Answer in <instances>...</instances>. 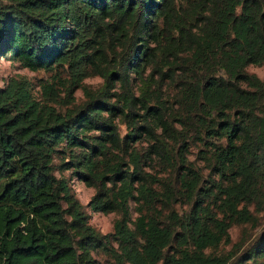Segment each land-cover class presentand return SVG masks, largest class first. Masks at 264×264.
<instances>
[{
	"label": "trees",
	"instance_id": "obj_1",
	"mask_svg": "<svg viewBox=\"0 0 264 264\" xmlns=\"http://www.w3.org/2000/svg\"><path fill=\"white\" fill-rule=\"evenodd\" d=\"M0 57V264H264V0H0Z\"/></svg>",
	"mask_w": 264,
	"mask_h": 264
},
{
	"label": "rangeland",
	"instance_id": "obj_2",
	"mask_svg": "<svg viewBox=\"0 0 264 264\" xmlns=\"http://www.w3.org/2000/svg\"><path fill=\"white\" fill-rule=\"evenodd\" d=\"M249 73L256 74L259 78L264 77V66H253L250 65L247 67ZM26 77L32 83V91L35 96L40 97V88L38 83L40 79L48 77V73L45 71H31L29 69L23 68L19 65L18 62H12L0 57V86H3L5 81L10 77ZM102 83V79L98 76L87 77L83 80V84L91 89H97ZM84 95L81 89L76 90L75 92V104H81L84 101ZM121 133H124L125 127L123 124L119 125ZM193 153L189 155V160L196 159V149L192 150ZM195 165L203 169V163L199 160H196ZM203 174H207V170H202ZM59 175L58 173H56ZM64 175L69 176L70 172H64ZM71 186L75 193V196L79 199L81 204L84 206L86 213L89 215V223L101 234H108L113 230L114 220L118 217L115 213L104 214L101 212H93L87 206L91 196L94 194V188L87 187L81 181L73 178L71 180ZM188 205L177 206V209L181 212L187 209ZM255 205H251L249 208L253 215L257 218V221L254 223H246L242 225L234 224L229 229V242L221 243L217 250L218 252H227L231 250L232 246L237 242L242 241L248 235H256L264 230V210H256ZM133 213V217H135ZM210 250H207L209 252ZM93 256L97 260V264H110V261L106 254L99 251L93 253ZM264 263V262H263Z\"/></svg>",
	"mask_w": 264,
	"mask_h": 264
}]
</instances>
